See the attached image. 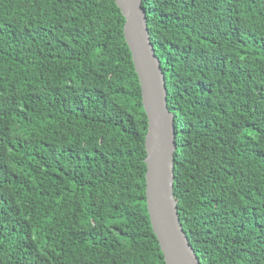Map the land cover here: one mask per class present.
<instances>
[{
  "label": "trees",
  "instance_id": "16d2710c",
  "mask_svg": "<svg viewBox=\"0 0 264 264\" xmlns=\"http://www.w3.org/2000/svg\"><path fill=\"white\" fill-rule=\"evenodd\" d=\"M200 264H264V0H141ZM114 0H0V264H164Z\"/></svg>",
  "mask_w": 264,
  "mask_h": 264
},
{
  "label": "water",
  "instance_id": "95a60500",
  "mask_svg": "<svg viewBox=\"0 0 264 264\" xmlns=\"http://www.w3.org/2000/svg\"><path fill=\"white\" fill-rule=\"evenodd\" d=\"M123 19V37L136 73L147 119L144 136V198L151 230L164 264H200L177 214L173 197L176 151L174 116L167 109L165 79L149 39L141 0H114Z\"/></svg>",
  "mask_w": 264,
  "mask_h": 264
}]
</instances>
